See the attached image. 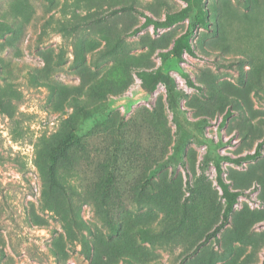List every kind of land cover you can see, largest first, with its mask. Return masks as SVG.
I'll return each mask as SVG.
<instances>
[{"label": "rangeland", "instance_id": "obj_1", "mask_svg": "<svg viewBox=\"0 0 264 264\" xmlns=\"http://www.w3.org/2000/svg\"><path fill=\"white\" fill-rule=\"evenodd\" d=\"M192 4L135 32L187 2L0 0V264H262L264 0ZM217 164L241 195L201 244L225 206Z\"/></svg>", "mask_w": 264, "mask_h": 264}, {"label": "trees", "instance_id": "obj_2", "mask_svg": "<svg viewBox=\"0 0 264 264\" xmlns=\"http://www.w3.org/2000/svg\"><path fill=\"white\" fill-rule=\"evenodd\" d=\"M52 1V0H50ZM187 2V5L180 10L174 12H168L164 19H156L147 14H143L145 17V21L142 25L135 29V32L141 31L142 28H145L149 25H153L155 28L160 27H171L172 25L182 22L187 18L191 17L194 12L195 8L192 4V0H184ZM197 4L202 2V0H195ZM7 22V21H6ZM7 24V23H5ZM189 52H193V48L190 43V36L189 34L181 35L175 42L173 48L171 49L170 53L174 54V56L178 58H182V54L184 50ZM157 77H154V82L151 86L150 92H154L156 89V81ZM165 82L167 84H171V81L166 78ZM55 143L50 146L48 151V155H46V172L48 175L49 182L52 186H59V179H58V167L62 159H64L68 153L72 150V148L80 143L81 138L75 132V130L70 129L66 132H59L55 136ZM263 142H259L257 145V149L255 153L247 155V158H253L260 152ZM217 182L222 190V195L225 199V206L222 212V217L220 221L214 226V228L206 234L205 239L201 242H207L213 237H217L221 230L229 223L231 215L235 209V205L239 200V196L241 195L240 191L234 190L230 187V185L226 182L222 168L219 164H217ZM89 245V244H88ZM200 246V244L196 247V249ZM90 247V246H89ZM264 264V260L262 262Z\"/></svg>", "mask_w": 264, "mask_h": 264}]
</instances>
